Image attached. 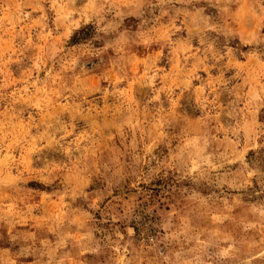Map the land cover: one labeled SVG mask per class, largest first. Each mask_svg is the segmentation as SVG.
Masks as SVG:
<instances>
[{
  "label": "clouds",
  "instance_id": "9594fccd",
  "mask_svg": "<svg viewBox=\"0 0 264 264\" xmlns=\"http://www.w3.org/2000/svg\"><path fill=\"white\" fill-rule=\"evenodd\" d=\"M0 264H264V0H0Z\"/></svg>",
  "mask_w": 264,
  "mask_h": 264
}]
</instances>
